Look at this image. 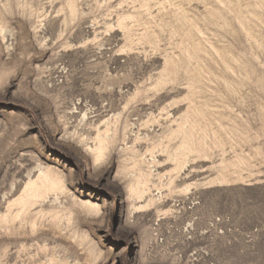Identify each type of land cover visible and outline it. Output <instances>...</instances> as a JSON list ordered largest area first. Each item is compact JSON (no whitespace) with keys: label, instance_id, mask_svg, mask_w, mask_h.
<instances>
[{"label":"rangeland","instance_id":"rangeland-1","mask_svg":"<svg viewBox=\"0 0 264 264\" xmlns=\"http://www.w3.org/2000/svg\"><path fill=\"white\" fill-rule=\"evenodd\" d=\"M0 264H264V0H0Z\"/></svg>","mask_w":264,"mask_h":264}]
</instances>
